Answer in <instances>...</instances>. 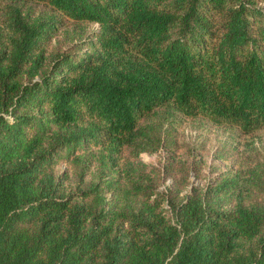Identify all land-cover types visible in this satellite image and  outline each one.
Instances as JSON below:
<instances>
[{
  "label": "trees",
  "instance_id": "16d2710c",
  "mask_svg": "<svg viewBox=\"0 0 264 264\" xmlns=\"http://www.w3.org/2000/svg\"><path fill=\"white\" fill-rule=\"evenodd\" d=\"M184 118L264 134V0H0V264H264L263 161L138 158Z\"/></svg>",
  "mask_w": 264,
  "mask_h": 264
},
{
  "label": "rangeland",
  "instance_id": "374dc122",
  "mask_svg": "<svg viewBox=\"0 0 264 264\" xmlns=\"http://www.w3.org/2000/svg\"><path fill=\"white\" fill-rule=\"evenodd\" d=\"M95 27L96 25L93 24L86 26V29L91 30ZM168 133L174 141L173 144L170 143L168 147L161 146L152 153L142 152L138 158L146 164L151 163L157 166H161L171 159L175 167L180 162H187L189 166L196 163L200 166V174L198 178H195L189 167L191 183H202L209 176H214L220 171L240 168L246 164V158H258L264 162V134L261 132L253 136L255 147L249 146L246 150L244 137L239 136L238 140V135L233 130L213 126L199 118H184L170 128ZM67 165L65 161L61 160L57 168L63 170ZM174 173L179 174L176 168ZM171 181V176L167 177L161 188L170 185Z\"/></svg>",
  "mask_w": 264,
  "mask_h": 264
}]
</instances>
